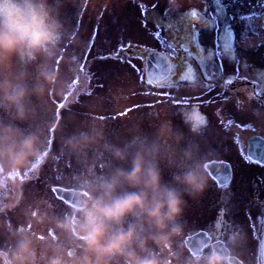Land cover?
I'll return each instance as SVG.
<instances>
[{"label": "clouds", "instance_id": "1", "mask_svg": "<svg viewBox=\"0 0 264 264\" xmlns=\"http://www.w3.org/2000/svg\"><path fill=\"white\" fill-rule=\"evenodd\" d=\"M69 6L79 0H0V264H237L240 231L228 249L214 232L189 242L188 200L205 194L219 168L163 111L150 131L136 123L125 135L110 132L96 105L84 119H57L54 100L86 79ZM60 160L78 171L64 175ZM49 161L65 199L59 211L21 195Z\"/></svg>", "mask_w": 264, "mask_h": 264}, {"label": "rangeland", "instance_id": "2", "mask_svg": "<svg viewBox=\"0 0 264 264\" xmlns=\"http://www.w3.org/2000/svg\"><path fill=\"white\" fill-rule=\"evenodd\" d=\"M168 2V0H79V9L72 6L66 9L67 22L84 41L81 49L72 51L74 55L79 53L82 67L86 71V79L80 86L78 80L74 82L77 86L72 96H66L64 100H54L57 119L70 115L84 119L89 114L90 106L96 105L99 107L97 118L106 121L110 132L125 135L136 123H142L144 129L150 131L155 114L163 111L174 127L182 130L188 137L198 140L204 150L220 143L213 127L191 125L190 121L181 115V111H173L177 108L171 102L175 96L157 103L158 91L166 94L169 88L149 84L143 78L144 59L139 56L141 50L169 54L167 46L157 38V29L151 23L153 16H163L169 12ZM145 16L149 20L146 27L143 24ZM190 64L198 75L200 72L198 63ZM178 93H181V90ZM259 118L261 117L256 115V120ZM250 132L264 135V126L257 124L250 128ZM50 148L53 152H58L54 136L50 140ZM58 168L64 175L78 171L74 161L60 160ZM43 177H46V183L40 188L39 185L37 188L36 182L29 185L31 187L29 197L39 199L41 194L57 205L59 211L64 205L57 200L52 191L54 186L60 185L59 173L53 161L44 166L36 180L37 183ZM49 184L54 186L49 189ZM211 187L210 182L207 191ZM206 192L194 202L207 199Z\"/></svg>", "mask_w": 264, "mask_h": 264}, {"label": "flooded vegetation", "instance_id": "3", "mask_svg": "<svg viewBox=\"0 0 264 264\" xmlns=\"http://www.w3.org/2000/svg\"><path fill=\"white\" fill-rule=\"evenodd\" d=\"M225 3H228V0H225ZM168 4L172 10L170 17L174 18L177 11H202L206 4H211V0H176L175 5L170 2ZM237 11L247 13L249 11L248 0H243V3L232 4L227 8L228 14ZM233 26L238 42L242 25L238 21H233ZM221 30H223V21H221ZM213 36V31L205 30L201 33L200 41L206 49L212 45ZM238 50L240 57L246 59L253 66L248 70L250 74L264 72V46L249 48L246 51L239 48ZM172 55L175 54L172 53ZM182 55L187 57L188 54L184 53ZM192 62L198 63L195 59H189V63ZM232 71L233 65L226 59L225 73L230 74ZM194 74L197 77L196 84L185 82L178 87L169 88L166 94L158 91L156 95L157 103L175 96L176 98L171 99L173 106L177 107L176 109L173 108V111H181V115L186 117L191 125L213 127L220 140L219 144H214L215 146L213 145L212 148L205 149L214 154L219 168V171L213 170V173L218 176L220 181L212 176L210 178L215 191L211 187L206 192L209 198L207 197L202 202H194V200L189 199L185 209L184 221L190 234L189 242L200 240L206 242L210 239L208 233L214 232V243L219 247L228 249L231 248L229 237L233 231H240L244 238L234 249L237 264H262L261 231L264 220V161L255 159L249 161L247 159V148L250 137H264L262 134L250 132V128L255 127L257 124L264 126V123H262L264 121V106L255 99H247V93L242 90L244 86L241 83L233 85L236 91L225 93V96H229L231 99L224 103L223 98L218 95L219 88L210 92L203 91L200 84L202 73L198 72L197 75V71H194ZM152 84L157 85L155 82ZM225 87L228 86L225 85ZM157 89L160 88L157 87ZM179 90H181V93H178ZM251 91L252 88L249 86L248 92ZM237 100L243 101V103L238 106ZM257 112L262 115L261 118L256 120L255 113ZM197 118L202 119L204 122L198 124ZM222 176H226L227 179H222ZM45 180L46 177L40 178L39 183L35 180L37 188L38 185L40 188L43 183H46ZM31 184L25 185L21 193L22 196H27L29 199L31 188L29 185ZM39 190L41 191V189ZM40 199L45 198L40 194V198L35 200ZM57 200L64 205L65 201L59 198ZM222 211L224 213V227L218 230L216 225L221 220ZM8 218L10 223L17 222L16 217L11 212L8 214ZM219 231H222V233L218 235Z\"/></svg>", "mask_w": 264, "mask_h": 264}, {"label": "snow or ice", "instance_id": "4", "mask_svg": "<svg viewBox=\"0 0 264 264\" xmlns=\"http://www.w3.org/2000/svg\"><path fill=\"white\" fill-rule=\"evenodd\" d=\"M169 2L176 4V0ZM235 3H243V0H228V3H225V0H211V4H206L202 11H177L174 18L169 16L171 9L163 16H153L151 23L157 29L156 36L163 45L167 46L170 54L141 50L139 56L145 60L147 67L157 73L155 78L157 85L173 88L185 82L196 84L197 77L189 63V59H195L202 73L200 84L203 91L210 92L219 88L218 95L223 98L224 103H227L231 97L225 96V93L236 91L233 85L241 83L244 86L242 90L247 93V99H255L264 106V72L250 74L248 70L253 66L240 57L238 50L239 48L246 51L249 48L264 46V0H248L247 13L237 11L228 14L227 8ZM221 21H223V30H221ZM233 21H238L242 25L238 42ZM148 23V17L145 16L144 26L146 27ZM205 30L214 32L213 43L207 49L200 41V35ZM145 52L147 55L144 54ZM184 53L188 54L187 57L182 55ZM226 59L233 65L230 74L225 73ZM148 83L152 84L153 80L149 78ZM225 85L228 87L226 88ZM249 86L252 88L251 92H248ZM242 103L243 101L237 100L238 106ZM255 114L262 115L259 112ZM203 122L202 119L197 118L198 124ZM254 148L259 152L257 158L264 159V137L257 139ZM254 155L255 153H250L247 159L251 161ZM221 178L227 179L226 176ZM223 215L222 211L221 220L216 225L218 230L224 227ZM220 233L222 231H219L218 235Z\"/></svg>", "mask_w": 264, "mask_h": 264}, {"label": "water", "instance_id": "5", "mask_svg": "<svg viewBox=\"0 0 264 264\" xmlns=\"http://www.w3.org/2000/svg\"><path fill=\"white\" fill-rule=\"evenodd\" d=\"M158 53H160V52H158ZM144 66H145V68H144L145 80L148 81V79L151 78L153 80V82H155V78H156L157 73L146 66L145 60H144ZM258 138H260V137H258V136L250 137V139L248 141L247 153H248V155L250 153H255L253 159L258 160V161H264V159L257 158L259 156V152L254 148V144L257 142ZM212 177L215 178L217 181H220L216 174L213 173ZM52 191L57 198H60L63 201H65L63 193H62V189H60L58 186H56V187L52 188ZM261 261H262V264H264V221H263L262 234H261Z\"/></svg>", "mask_w": 264, "mask_h": 264}]
</instances>
